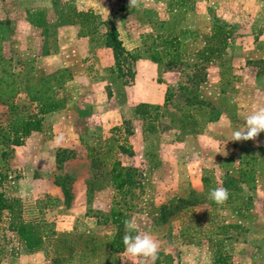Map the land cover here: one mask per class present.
<instances>
[{
	"label": "rangeland",
	"instance_id": "374dc122",
	"mask_svg": "<svg viewBox=\"0 0 264 264\" xmlns=\"http://www.w3.org/2000/svg\"><path fill=\"white\" fill-rule=\"evenodd\" d=\"M130 1L135 0H99L101 10L119 6L128 10L137 5L146 7L149 2ZM184 1L190 8L198 4L195 0ZM215 1L218 3L219 0ZM93 2L0 0V77L10 74L23 86L25 80L36 81L39 76L50 73L45 70L44 60L38 59L37 65L40 67H37L32 55L24 58V55H29L24 54L25 45L41 44L43 40L46 44L51 43L55 38L53 28L57 22L67 18L73 23L77 9L86 4L93 6ZM160 2L155 0L152 5L162 7ZM232 2L234 24L225 26L231 30L227 43L218 55H213L212 62L201 60L200 50L209 44L210 41L206 40L213 29L204 19L200 20L204 27L200 39L191 41L189 45L184 43L181 63L169 66L162 57L161 45L149 47L151 53H157L160 73L164 76L153 79L152 86L148 78L141 84L154 92L165 91L168 97L165 110L162 114L159 112L161 117L158 115L157 121L152 124L154 127L151 128H156V131L144 135V142L140 141V146L133 142L138 151L147 150L150 153L152 158L149 163V157L134 155L133 144L128 139L132 132L129 120L109 127V132L113 134L108 135V126H97L96 129L94 126L88 127V120H73L75 113L68 117L67 128L70 132L67 140L73 146L56 145L60 146L58 149L69 151L68 157L60 164L54 160L52 153L48 155L52 150L42 141L39 143L38 138L33 144L25 138L22 145L12 147L13 153L2 169L8 176L0 190L7 196L18 197L23 218L38 221L46 235L71 236L62 246L71 244L75 250L69 254L64 252L66 246H63L59 264H102L108 259L103 253L104 247L100 245L95 248L100 253L82 255L83 242L80 237L94 235L101 239L112 235L116 227L111 222V207L123 211L127 222L136 232L133 249L116 254L117 264H219L216 261L217 252L222 253L228 263L264 264V33H258L263 27L259 28L256 20L252 24L253 32H243L247 27L238 17L237 0ZM63 16L64 19L61 18ZM180 20V14L173 18L169 16L168 20H164L170 23L166 31L178 33ZM105 28L106 25L100 27L102 30ZM64 35H61L62 39L69 38V35L76 39L75 32ZM80 36L86 35L81 33ZM70 39L68 42H71ZM75 46L82 57L85 51L89 52L79 44L75 43ZM85 58L76 67L79 72H86L95 79L96 74H91L93 64ZM127 69L128 65L124 64L123 72L117 76H123L130 85L134 78ZM96 78L106 80L105 77ZM81 83H87V78ZM69 88L67 102L79 107L83 116L90 114L97 118L100 105L109 103V97L114 96L113 89L91 88L88 89L91 90L89 93L85 85L77 87V90L74 84ZM120 95L123 97L125 93ZM121 97L116 98L122 101ZM197 99L203 102L198 103ZM12 102L17 107L11 109L10 102L3 104L0 101V127L6 126L16 115L38 111L24 91H20ZM48 119L49 123L55 125L59 115ZM53 124L49 133L51 137L56 135L53 131L60 129L59 122L54 127ZM108 140L112 144L110 151ZM89 149H92L91 155ZM97 155L104 160L95 158ZM240 156L246 157L243 165H250L251 157L257 158L254 163V187L249 189L244 184L241 190L244 197L226 202L236 204L231 218L236 220L243 212L245 219L239 224L243 228H226L232 235H221L220 240L199 239L204 244L206 240L212 241L213 249H175L180 242L177 231L184 230L185 244L188 245L190 241H195L191 238L196 230L205 232L216 229V221L209 222L210 216L216 217L218 223L225 219L227 214L221 206L223 200L227 199L218 195L215 177L223 178L225 188L239 191L235 168ZM114 161L120 163V171L127 176L128 182L123 187L126 192L119 191L108 174ZM147 164L154 166L153 173L145 171ZM219 166L227 168L226 173L221 172ZM200 174L203 189L196 191L189 181L192 176L198 177ZM203 178H209L210 185H206ZM54 181L69 187L70 197L65 198L63 187ZM88 181L99 183L100 188L87 190ZM48 183L55 184V193L47 188ZM217 196L221 198V203L217 201ZM179 197L193 204L184 206V203H179L180 208L162 221V213H166L167 206L173 205ZM209 198L213 199V203L208 202ZM168 218H171V223L166 222ZM217 230L223 232L225 229L219 227ZM54 248L52 240L47 239L45 248L35 251L40 253L38 256H24L33 252H27L19 243L15 232L8 228V214L3 213L0 220V264H35L38 257L51 264Z\"/></svg>",
	"mask_w": 264,
	"mask_h": 264
},
{
	"label": "crops",
	"instance_id": "0c3cea01",
	"mask_svg": "<svg viewBox=\"0 0 264 264\" xmlns=\"http://www.w3.org/2000/svg\"><path fill=\"white\" fill-rule=\"evenodd\" d=\"M135 1L138 2V0ZM135 1L130 2L134 3ZM148 1L149 2L146 4V7H139L137 5L132 6L127 10L124 6H119L118 8L114 9L103 8V12V10H101L102 8L99 0H94L92 3L93 6L86 4L85 6H81L77 9L78 11L92 10L99 14L101 20H109L115 25L119 34V39L122 42V46L131 55L128 58L130 67L129 71L132 73L134 81H130V85L129 82H126L123 79V76H117L118 72L115 67L113 50L111 47H108L104 44L103 37L106 28L104 30L100 29L103 24L99 25L98 31L91 36L86 35L83 37L80 36L82 33L80 25L69 22L66 18V20L59 21V23L57 22V25L53 28V30H55L53 31L55 38L54 41L49 43L51 45L44 43V40L41 44L27 43L25 45L24 54L29 53V55H24V58L32 55L36 65L38 64V59L44 60L45 67L47 68H45V70L50 73H53L59 69H67L70 73L69 79L61 86L55 87L54 90V97L56 99H62L63 104L59 108L45 114L42 130L32 132L28 137H26L27 142L29 141L31 142L30 144H33L38 138L39 143L42 141L47 145L48 148H50V150H52L49 151L48 155L50 156L52 153L55 160L56 152L60 147L56 145L60 144L63 147L73 146L71 141L67 140L68 133L70 136V132L67 130L69 127L68 117L72 116L73 113H75V115L72 117L73 120H79L80 122H82L83 119H85V122L88 120V123L86 124L88 127L94 126V129H96L97 126H108V135L113 134L109 132V127L115 126L117 124L119 125L123 122V120H129L132 125V132L128 136V139L130 140L129 142L133 144L132 150L134 155H136V157L143 155L145 157H149V163L150 159L152 158L150 157V153L147 152V150L138 151L135 148V144L133 142H137V146H140V141L142 143L144 142V135H147V133L151 135L150 132L156 131V128H151L152 126L154 127L152 124H155L154 122L157 121L159 112L162 114V112L165 110V105L168 101L165 91L158 92V90H156V92H154L152 89H147L145 85L141 84L142 81H146V78H148L152 86L153 79L164 76L163 73H160L161 64H159L160 60H158L159 58L157 53H153V51L151 53L149 47L161 45L163 48L164 38L166 39L170 34V31H166L167 27L170 26V23L169 21H164L168 20L169 16L173 18L175 15H181L180 25L177 29L179 32L177 34L184 30H189L192 32L187 33L189 37H187L184 41V43L186 42L187 45H189L191 41L196 42L200 39L201 32L204 28L201 24V19H204L206 23L209 25L211 24L212 26H214L215 23L221 24L223 26L233 25L232 8L234 7V3L232 2L233 0H219L218 3L215 0H195L196 3L198 2V4H196L195 7L190 8L184 0H161L160 4L163 5L162 7L153 6L152 3H154L155 0ZM237 4L238 12L240 13L238 17L241 18V21L243 22L242 25L247 27V29H245L243 32H253L254 30L252 29V24L256 20L258 21L259 28L263 27V29H260L258 33H264V0H237ZM155 15H160L161 17H156ZM65 17H67V15ZM61 18L64 19V16ZM212 21L216 22L212 23ZM73 32L76 33V39H72V35H69L72 43L68 42L69 38L62 39L61 35L65 34V37L68 33L71 34ZM188 40L189 42H187ZM75 43L76 45L79 44L89 49V52L85 51V55L82 57L79 54V51H77L78 47L75 46ZM29 45L32 46V48ZM39 50L41 52H39ZM161 52L163 55V51ZM133 55L136 57L133 58ZM85 57L90 64H93V70H91V74H96L95 79L89 76L90 74H87L86 72H79V69L76 67L81 62H83V58ZM80 58H82V61ZM25 63L26 62H24V64ZM37 67L40 66L37 65ZM111 75H114L115 77ZM96 77H105L106 80ZM86 78L87 83H81V81ZM73 84L75 85V90L80 88V86L82 88L85 85V87H87V92L89 93H91V90L88 91V89L91 88L95 90L98 88L103 90L108 89V91L113 89L114 96L109 97V103L105 102L104 105H100L101 109L99 110V114L96 116L97 118H95V116L92 117L90 114L83 116L79 107H75L67 102V92H69L71 89H68V87H71ZM108 84H110L111 87H109ZM122 92L125 93L123 97L120 95ZM93 95H95V93H93ZM114 97H121L123 100L118 101L116 98L117 104H115ZM97 107L99 108V106ZM97 107L94 109L97 110ZM137 108L145 114H138L136 112ZM55 115H59L57 123H60V129H58V131H53V133L56 132V135L51 137L49 136V133L51 132L50 127L53 122L49 123L48 118ZM159 117L161 116L159 115ZM57 123L55 125H57ZM149 124H151V130L148 129ZM55 125L53 124V127ZM114 136L119 138L117 135ZM53 146H55V149H52L54 148ZM233 165L236 167V164ZM144 168L148 173H153L155 169L151 164H147ZM235 169H237V167ZM219 170L223 173H226L227 168L219 166ZM222 179L218 176L215 177V184L218 195L224 197L226 196L225 194L227 193V189L223 186L224 183ZM189 184L194 190L201 191L203 189L202 175L200 174L198 177L192 176ZM241 186L245 185L241 184ZM47 188L51 192H56L55 184L48 183ZM208 202L210 204L213 203V199L209 198ZM234 206H236V204H226V201L223 200L221 207L225 209V213L227 214L225 219H222L221 223H218L219 220L216 219V217L210 216L209 222L216 221V229L205 232L196 230L192 235L193 237L191 238V240H195L193 243L190 241V243L186 245L185 243L187 241L184 240V230L177 231V237L179 238L180 242L175 245V249H213V243H211L212 241L208 242L206 240V244H204L203 242L199 241V239L217 238L220 240L221 237L219 236L221 235L222 237H228L232 235V233L227 232L228 230H226L227 227L225 225H236L234 228L238 230L242 229L243 227L239 224H241L242 220L245 219L243 212L240 213L242 214L241 216H237L238 218L236 220L231 218L233 215H231V213L233 212ZM202 220H204V217ZM166 222L171 223V218H168ZM219 227H223L225 230L218 233L217 228ZM170 233L171 232H169V234ZM126 249H133V242H130ZM39 254L40 253L38 252H33L24 256L34 258ZM37 259L38 261L35 264H46L42 261L43 259L41 257H38Z\"/></svg>",
	"mask_w": 264,
	"mask_h": 264
},
{
	"label": "trees",
	"instance_id": "16d2710c",
	"mask_svg": "<svg viewBox=\"0 0 264 264\" xmlns=\"http://www.w3.org/2000/svg\"><path fill=\"white\" fill-rule=\"evenodd\" d=\"M76 19L73 23L79 24L81 27V32L84 35L91 36L98 31L99 25H106V31L104 33V44L111 47L113 50L115 58V67L118 74L123 72L124 64L128 65V58L131 56L122 46V42L119 39V34L117 28L111 21H103L100 17L94 13L92 10L87 11H77L75 13ZM230 29L223 25L215 24L212 29V33L208 36L206 41H210L208 45H205L201 50L200 54L202 62H212L214 58L213 55L219 54L223 47L226 45L228 40V34ZM187 33H192L189 30L180 31L177 33H170L166 39H164L163 46V58L165 63L169 66L177 65L182 62V53L184 47V41L187 37ZM191 35V34H190ZM135 58L136 56H132ZM216 57V56H215ZM70 77V73L67 69H59L53 73L47 75H41L36 81L25 80L24 85H20L16 79L12 78L10 74H6L0 77V101L1 103L10 102V107L13 109L17 107L13 104L12 99L20 91H24L28 97L29 101L34 108H38V111L16 115L13 117L6 126L0 127V145L3 148L0 149V188L2 184L7 179V174L2 170L4 164L6 165L7 159L13 153V146L22 145L25 138L28 137L32 132L41 131L43 128V120L45 114L59 108L63 101L62 99H56L54 97L55 87L64 84ZM198 103H202L201 99H197ZM199 105V104H198ZM138 114H145L141 110L136 111ZM148 129L151 130V124L148 125ZM108 145V151L112 149V144ZM91 155L92 149H89ZM67 149H58L55 155L57 164H60L66 157H68ZM100 160H104L99 155L95 156ZM246 157H239V163L237 167V185L239 191H231L228 187L226 196V202H233L244 197L241 192V184H245L249 189L254 187L255 183V167L254 163L257 159L255 156L251 157L250 165H243V161ZM120 163L114 161L112 167L108 174L111 177L112 183L121 192H126L123 187L128 182L127 176L124 175L119 169ZM55 184L63 187L65 198L70 197L69 187H64L59 181H54ZM203 182L206 185H210L209 178H203ZM89 186L87 190L93 191L100 188V184H94L88 181ZM225 187V186H224ZM217 201L221 203V198L216 197ZM179 203H184V206L193 204L190 200L184 198H177L173 205L167 206L166 213H162V221H165L169 215H172L176 210L180 208ZM8 214V228L15 232L17 235L19 243L24 247L27 252H35L43 250L45 248L47 239L52 240L55 245L54 257L51 264H59V259H61V248L66 246L64 252L71 254L75 249L71 244L63 243L67 242L71 238L68 234L63 235H46L41 227L40 223L35 220H25L22 216V204L18 197L7 196L0 190V220L3 213ZM111 222L115 225V232L105 238H97L94 235L80 237L82 246V255L89 256L100 253L98 249H95L97 245L104 247L103 253L108 257L106 261L102 264H117L116 254L123 252L128 244L135 239L136 232L134 228L129 225L126 220L125 214L118 208L111 207L110 209ZM227 228L236 227V225H225ZM221 228V227H220ZM221 230H218L220 233ZM81 247V246H79ZM222 253L217 252L216 261L219 264H232L228 263L225 258L222 257ZM224 255V254H223ZM68 258V257H67Z\"/></svg>",
	"mask_w": 264,
	"mask_h": 264
}]
</instances>
